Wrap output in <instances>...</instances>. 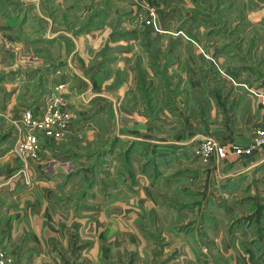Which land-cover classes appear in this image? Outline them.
I'll return each instance as SVG.
<instances>
[{
	"label": "rangeland",
	"instance_id": "374dc122",
	"mask_svg": "<svg viewBox=\"0 0 264 264\" xmlns=\"http://www.w3.org/2000/svg\"><path fill=\"white\" fill-rule=\"evenodd\" d=\"M14 81L20 85L26 82L24 84L30 87L27 100L17 97L21 100L20 105L28 101L35 105L36 101L61 95L62 106L70 117L64 137L59 140V137L47 135L43 129L26 126L22 114L34 108L19 106L23 111L9 118L10 127L7 123H0V131L13 132L12 145L5 140V147H10L16 160L36 168L35 162L41 161L44 144L59 147L62 142L69 157L101 151L93 162L101 164V171L91 172L90 183L117 180L119 172L116 169L125 165H128L126 170L129 169L127 178L137 173L145 176L144 181H151L153 176L156 178L162 174V164H165L174 169L166 177L167 182L185 172L183 179L191 183L183 184L170 195L166 191L162 199L167 200L161 199L158 203L160 208L163 204L169 208L174 206L178 213H181L182 205H192L187 209L191 215L186 216L190 221L176 218L172 225L176 228L198 227L200 205L197 201H200V190L206 187L207 211L204 213L211 219L206 226L218 224L240 229L235 238L241 243L260 241L258 238L252 240L256 237L250 234L255 228L253 222L251 226L248 221L237 222L240 213H232L231 208H243L242 211L247 213L252 211L253 199L242 197L254 195L257 199L254 191L264 200V160L257 162L256 159L252 169L243 170L239 166L248 167L252 155L234 153L232 146L251 145L254 123L261 114L264 0H0V87ZM200 84L207 88V92L199 91ZM58 85H62L59 94L54 91ZM71 85H79L82 91V99L77 97L79 106H84L85 94L95 93V96H89L92 99L87 108L72 106L68 102L67 91ZM106 95L113 96L112 103L104 97ZM242 97L257 99L256 117L247 116L250 118L248 124L240 120L248 114V102L240 104L245 111L238 120L235 114L238 99ZM122 103L124 107L130 106L129 117L124 121L129 127L135 126L130 124V119H135L141 114L139 109L142 110L148 134L140 143L127 142V145L114 134L120 133L118 126L112 128L111 137L109 132L106 136L104 134V117L110 109H115L119 115L126 114ZM157 119H160L159 155H156L155 148L154 152L150 150L151 133L157 132ZM73 120L87 125L91 140L86 139L88 134L85 131L78 136L72 135ZM28 131L37 136L41 149L38 156L22 159L18 156L16 141L22 132ZM183 132L191 139L187 144L191 145L189 151L172 153L175 150L170 145L183 146L185 140L177 139L174 144L172 137ZM207 139L225 145L228 154L239 157L229 165L226 164L228 161L225 162L228 154L220 160L213 156L209 162H202L199 153L202 142ZM106 146L107 150L116 148L104 160L102 152ZM89 154L85 155L87 159ZM132 158L140 161L136 172L129 168L130 164H136ZM157 158L160 159L159 171ZM174 166L184 167V170L177 172ZM213 167L216 172L210 171ZM229 174L236 176L237 185L232 189L217 186L219 179L231 180ZM200 182L205 186L201 184L203 187L200 188ZM134 187L129 186V191L135 190ZM103 190L112 192L113 185ZM216 198H219L217 202ZM151 208L152 205L143 211L151 213ZM147 219L151 225V215Z\"/></svg>",
	"mask_w": 264,
	"mask_h": 264
},
{
	"label": "crops",
	"instance_id": "0c3cea01",
	"mask_svg": "<svg viewBox=\"0 0 264 264\" xmlns=\"http://www.w3.org/2000/svg\"><path fill=\"white\" fill-rule=\"evenodd\" d=\"M24 83L26 82L20 85L14 81L5 87H0V123H7V126L10 127L9 118L16 117L18 112H22L20 107L35 109L44 104V101L40 102V100L34 102L35 105H31L32 102L29 101L27 104H19L21 100L18 98L21 96L27 100L30 92V87ZM44 86L45 88L49 87L48 85ZM74 86L71 85L70 90L67 91L68 102L73 104L72 106H79L77 100L82 99L83 95L79 85ZM199 88L200 92H207V88L203 84H200ZM54 91L59 94V91ZM5 93L7 95L4 99ZM85 95L87 99L82 100L84 106L79 107L87 108L92 99L89 96H95V93L90 95L89 92ZM104 97L112 103V95ZM253 98V100L244 97L238 99L235 109L237 120L245 111V107L240 104L248 102L247 108L250 107L248 114L240 119L244 124L249 123L250 118L247 116L256 117L257 99ZM135 100L137 101V98ZM259 107L261 114L256 119L254 128L264 115V98ZM17 108L19 109L17 110ZM128 108H130L129 105L124 107L127 115L124 113L119 115L115 109H110L104 117V134L106 136L109 132L108 136L111 137L112 128L118 126L120 133L114 134L118 135L121 140L126 143H140L139 141L147 137V122L142 119V110L139 109L141 114H137L133 120L130 119V124L134 123L135 126L129 127L124 122L129 117ZM157 122V132L152 131L151 133L153 138H151L150 150L154 152L155 148L156 155H159L161 147L158 145L160 119H157ZM150 124L151 129L154 130V122L151 121ZM85 126L87 125L73 120L71 128L73 127L74 134L72 135L78 136L84 131L87 133ZM244 131L243 129L242 132ZM237 132L239 133V131ZM12 133L0 131V249L16 264H264V200L256 195V191L253 190L257 199L254 195L242 197L253 199L252 211L247 213L242 211L243 208L239 209L238 207L236 210L231 208V212L240 213V215L237 214L239 216L237 222L248 221L249 225L253 222L255 228L251 229L250 234L256 236L252 240L258 238L259 242L248 244L239 242L235 237L240 233V229L221 227L218 224L213 227L206 226L207 221L211 220L204 213L207 211L205 209L206 187L200 190V201H197L200 205L197 218L199 219L198 227L189 225V227L176 228L172 223L176 218L188 221L190 217L186 216L191 214L187 209L188 207L191 209L192 205H182L181 213H178V209H175L174 206L169 208L163 204L160 208L158 203L166 191L170 195L175 189L181 188L183 184L184 186L191 184L183 179L185 172L173 179L172 182H167L166 177L174 169L162 164L164 167L162 174L167 173V175H157L156 178L153 176L151 181H144L145 176L137 173L130 179L127 178L126 173L129 172V169L126 170L128 165H125L116 169L119 172L117 180H107L106 183H100L101 181L90 183L88 180L91 172L101 171V164L93 163L95 155L101 151H95L93 155L89 154L91 152L87 153L89 154L88 159L85 156L86 153L84 155L73 154L69 157L68 150H65L63 146L65 143L62 142L59 147L44 144L40 154L41 161L35 162L36 168H30L23 161L15 159L10 147H5V140L9 142V146L12 145L10 142V139L13 138ZM87 134L86 139L89 141L92 138L89 137V133ZM186 135V132L178 136L174 134L171 139L174 144L178 141L177 139L185 140L183 146L170 145L171 149L175 150L170 152L184 154L186 150L190 149L191 145L187 144L191 139L186 138ZM114 136L109 137L108 147H110ZM227 142L230 140L227 139ZM108 147H104L106 150L102 152L104 160L111 156L116 148L107 150ZM235 157L239 156L229 153L226 157L228 159L225 160V162L228 161L226 164L234 162L232 160ZM135 158L131 160L136 161V164H130L129 168L136 172L140 161ZM215 159L220 160L218 157ZM256 159L257 162L264 160V149L256 150L250 156L251 164L248 167L239 166V168L252 169L256 164ZM158 160L160 161V159L157 158L159 171ZM41 162L43 163L40 164ZM107 164L109 165V163ZM183 168L177 167V172L184 170ZM216 168L218 169V167ZM221 168L222 166L219 169ZM210 171L216 172L215 167ZM228 177H232V179L217 180V186L234 188L237 185L235 183L236 176L229 174ZM204 182H200V188L203 187ZM149 183H151V187L148 188ZM112 185L114 191L103 190ZM129 186H135V190L129 191ZM177 191L183 193L181 189ZM218 199L216 198V202ZM235 199L239 200L241 197ZM163 200L167 199L164 198L161 201ZM226 203L228 202L226 201ZM150 204L153 212L145 213L144 208H149ZM231 206L234 205L231 204ZM181 214L183 217H180ZM150 215L153 220L151 225L148 224V220L151 218L147 219ZM185 224L186 222H184Z\"/></svg>",
	"mask_w": 264,
	"mask_h": 264
},
{
	"label": "built area",
	"instance_id": "2783aa9c",
	"mask_svg": "<svg viewBox=\"0 0 264 264\" xmlns=\"http://www.w3.org/2000/svg\"><path fill=\"white\" fill-rule=\"evenodd\" d=\"M62 85H58L55 90L59 91ZM61 96V95H60ZM51 96L40 105L39 109H28L22 114V121L26 126L36 127L44 130L47 135L64 137L70 117L66 109L63 108L62 97ZM18 156L22 159L28 156H38L41 149L37 136L31 131L22 132L16 141ZM264 149V115L260 123L255 127L252 143L249 146L233 145L232 152L240 155H253L256 150ZM200 158L202 162H209L213 156L225 158L228 154L225 145H221L213 139L204 140L201 144ZM0 264H16L3 250L0 249Z\"/></svg>",
	"mask_w": 264,
	"mask_h": 264
}]
</instances>
